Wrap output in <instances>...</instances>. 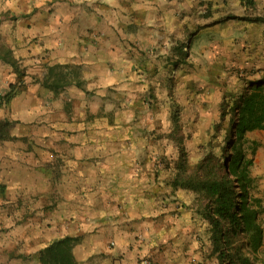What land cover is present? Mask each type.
I'll return each instance as SVG.
<instances>
[{"label":"crops","instance_id":"obj_1","mask_svg":"<svg viewBox=\"0 0 264 264\" xmlns=\"http://www.w3.org/2000/svg\"><path fill=\"white\" fill-rule=\"evenodd\" d=\"M3 1L20 18L3 22L0 33H9L25 70L20 76L0 63V121L17 122L0 142V171L12 178L7 194L18 188L23 199L33 193L31 165L36 172L45 224L34 255L70 236L81 239L80 264H206L200 225H192L202 218L182 185L196 167L180 137L184 121L161 117L148 96L168 86L171 54L185 59L196 28L252 27L240 41L264 43V0ZM55 65L67 66L71 82L58 92L44 85ZM248 138L259 144L264 181V130ZM33 139L43 147L30 149ZM18 162L27 170L21 181Z\"/></svg>","mask_w":264,"mask_h":264},{"label":"rangeland","instance_id":"obj_2","mask_svg":"<svg viewBox=\"0 0 264 264\" xmlns=\"http://www.w3.org/2000/svg\"><path fill=\"white\" fill-rule=\"evenodd\" d=\"M7 9L6 2L0 0V17L6 13ZM200 29H194L188 40L190 42H185L186 44L183 45H189L188 50L185 48L184 51L185 59L180 60L176 50L171 54L170 64H175L176 67L168 76L170 77L168 86L164 87L159 83L160 85L153 88L154 90H151L148 96L150 109L156 111L161 117H168L171 120L173 117L174 120L184 121L182 128L186 134L180 137L186 140L187 148L189 146L191 149L189 152L192 156L191 167H195L208 153L207 143L216 126L222 122L220 104L223 97L229 96L230 93L236 94L239 89L244 88L245 79L246 82L257 81L264 75V43L260 41L250 43L245 39L240 41L239 36L247 31L254 33L257 31L255 28H242L229 23L222 28L212 27L202 31ZM193 33L194 35L198 33L200 37L193 38ZM229 33H232L234 38L239 37L238 43L232 36L230 37ZM8 34L0 33V38L3 44L10 47ZM11 36L12 33H10ZM229 38L235 43L229 41ZM239 72L242 74L241 81L237 76ZM146 73L148 72L144 69L141 70L142 78L145 79ZM185 119H187L186 122ZM224 125L221 129L226 127L225 123ZM179 135H182V131ZM42 147L38 139H33L29 145L30 149ZM261 166V163L256 161L253 175L257 179L258 195L264 202ZM14 167L21 170L17 173L18 180L21 181L22 170L26 169L20 162ZM28 170L27 176L31 179L30 189L34 193H29V199H27L28 195L23 199L22 193H18L20 196H17L16 193L20 191L18 188H10L7 194V183L12 178L0 171V264H38L34 252L40 248L42 233H44L45 219L39 215V212L44 210V205L41 204L44 199L35 192L37 177L33 165ZM25 192L30 191L27 189ZM7 195L18 197L14 205L10 206L7 203ZM8 206L15 212L12 219L6 216ZM195 207L197 206H194V209ZM202 221L201 219V222L192 223L194 227L200 225L196 228L202 231L201 237L199 236L201 248L204 251V258H202L206 264H217L210 257V243H207ZM262 224L264 226V216ZM262 253L264 254V246Z\"/></svg>","mask_w":264,"mask_h":264},{"label":"trees","instance_id":"obj_3","mask_svg":"<svg viewBox=\"0 0 264 264\" xmlns=\"http://www.w3.org/2000/svg\"><path fill=\"white\" fill-rule=\"evenodd\" d=\"M19 18L7 10L0 17V26ZM0 63L24 75L25 69L14 49L3 44L1 38ZM65 68L50 67L44 85L54 92L68 86L71 82L63 72ZM241 75H237L239 81ZM51 78L53 81L49 82ZM243 86L236 94L223 97L222 122L207 143L208 153L196 165L194 177L182 184L195 195L196 212L207 223L210 257L217 264H264V202L253 175L259 144L248 138V134L264 130V75L257 81L245 79ZM11 93L9 96L15 94L14 90ZM223 122L226 127L221 129ZM16 123L9 119L0 121V142L10 138L8 134ZM80 241L79 237H63L39 251L36 259L39 264H80L74 255Z\"/></svg>","mask_w":264,"mask_h":264},{"label":"built area","instance_id":"obj_4","mask_svg":"<svg viewBox=\"0 0 264 264\" xmlns=\"http://www.w3.org/2000/svg\"><path fill=\"white\" fill-rule=\"evenodd\" d=\"M140 74H141V73H140ZM142 264H153V263L151 262V260L144 259V260L142 261Z\"/></svg>","mask_w":264,"mask_h":264}]
</instances>
